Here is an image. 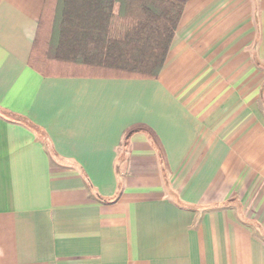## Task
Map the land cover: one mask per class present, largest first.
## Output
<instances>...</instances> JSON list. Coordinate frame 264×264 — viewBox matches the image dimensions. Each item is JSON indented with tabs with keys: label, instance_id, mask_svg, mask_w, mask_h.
<instances>
[{
	"label": "crops",
	"instance_id": "0c3cea01",
	"mask_svg": "<svg viewBox=\"0 0 264 264\" xmlns=\"http://www.w3.org/2000/svg\"><path fill=\"white\" fill-rule=\"evenodd\" d=\"M45 0H0V264H264V0H186L155 79L28 65Z\"/></svg>",
	"mask_w": 264,
	"mask_h": 264
},
{
	"label": "trees",
	"instance_id": "16d2710c",
	"mask_svg": "<svg viewBox=\"0 0 264 264\" xmlns=\"http://www.w3.org/2000/svg\"><path fill=\"white\" fill-rule=\"evenodd\" d=\"M186 0H45L28 65L46 77L155 79Z\"/></svg>",
	"mask_w": 264,
	"mask_h": 264
}]
</instances>
